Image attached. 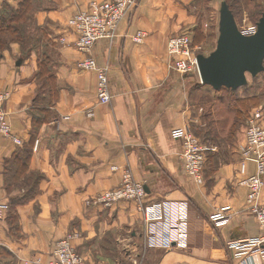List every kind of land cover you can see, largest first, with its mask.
Listing matches in <instances>:
<instances>
[{
	"label": "crops",
	"instance_id": "0c3cea01",
	"mask_svg": "<svg viewBox=\"0 0 264 264\" xmlns=\"http://www.w3.org/2000/svg\"><path fill=\"white\" fill-rule=\"evenodd\" d=\"M3 1L16 5L19 0ZM90 1L41 0L35 12L36 23L60 43L55 73L61 89L53 107L55 117L41 123L33 138L30 114L37 90V54L21 58V48L14 43L0 59V92L9 91L5 108L11 131L21 140L16 144L0 135V204L5 205L0 246L15 255L17 264L34 256L46 262L56 240L78 232L73 241L77 249L91 259L93 251L98 253L94 252L93 264H240L227 241L256 236L260 229L245 205L246 188L235 181L236 161L219 166L203 185L197 184L183 171L181 142L170 133L184 125L191 130L203 126L206 116L197 115L200 106L194 100L199 93L214 91L197 74L173 68L167 53L172 34L185 31L192 36L188 26L194 25L195 16L188 8L194 0H137L115 35L94 44L91 56L108 67V103L98 101L95 72L76 66L85 55L64 34L67 19L86 10ZM139 31L145 35L136 42ZM61 36L66 43L55 40ZM24 146L30 147L31 155L21 180L34 173L43 177L33 196L16 207L19 237H12L6 222L9 198L23 188L7 193L3 163ZM125 167L145 184L147 201L182 204L178 211L184 209L187 216L182 243L146 248L142 214L132 203L85 205L87 198L116 187ZM225 204L233 217L214 226L208 215ZM103 233L113 236L114 246L89 245L93 236L101 238Z\"/></svg>",
	"mask_w": 264,
	"mask_h": 264
},
{
	"label": "built area",
	"instance_id": "2783aa9c",
	"mask_svg": "<svg viewBox=\"0 0 264 264\" xmlns=\"http://www.w3.org/2000/svg\"><path fill=\"white\" fill-rule=\"evenodd\" d=\"M136 3L137 0H92L86 10L76 12L67 19L64 34H69L72 37L70 42L73 47L85 55L76 62V66L81 70L95 72L96 96L100 103H108L111 99L108 67L99 65L90 51L98 40L112 38L115 35L118 24ZM255 29L256 26L248 31H241L244 34H252ZM144 35L142 31L137 32L134 41L138 42ZM55 40L66 43L65 36L56 37ZM167 53L173 68L182 73L190 72L198 75L197 53L187 33L172 34L167 40ZM8 97V90L0 92V135L7 136L16 144H20L21 140L11 131L8 113L5 110ZM87 114L91 116L93 113L89 110ZM170 133L174 139L181 142L182 150L179 159L183 171L194 182L203 185L206 155L214 147L206 145L187 125L173 128ZM33 148H36V144ZM237 149L239 162L235 171V181L237 185L244 186L247 190L245 205L257 220L260 233L256 236L229 240L226 245L234 256L240 257V264H261L264 261V202L261 201L264 190L263 108H256L249 112ZM250 163L251 171H249ZM146 196L145 184L137 180L131 170L125 167L121 170V181L116 187L87 198L85 205L108 208L119 202L132 203L142 214L146 227L144 242L146 248H169L178 241L182 243L186 236L187 223L184 209L178 211V205L182 204L169 200L150 202L147 201ZM3 209L5 205L0 204V216ZM232 217L233 210L227 204L215 207L208 215V219L214 226L225 225ZM78 236V232H71L56 240L48 253L46 262L42 261L40 256H34L23 260L21 264H91L73 243Z\"/></svg>",
	"mask_w": 264,
	"mask_h": 264
},
{
	"label": "trees",
	"instance_id": "16d2710c",
	"mask_svg": "<svg viewBox=\"0 0 264 264\" xmlns=\"http://www.w3.org/2000/svg\"><path fill=\"white\" fill-rule=\"evenodd\" d=\"M226 2L233 15L235 7H240L241 3H252L254 6H257L255 0H226ZM257 8L259 9L257 17H259L263 11V6L261 7V5H258ZM38 9L39 5H36V3L34 4L33 0H19L16 5L3 0L0 1V59L3 57L4 51L9 50L14 43H17L21 48V58L28 57L33 51L37 54V71L34 75L37 90L30 114L32 127L34 129L32 138L34 132L41 123L49 121V119L55 117L53 107L58 99L59 90L61 89V86L56 79V65L52 62L50 57L46 55V52L41 50L42 46H44L43 44L47 43L49 38L53 39V37L49 35L46 28L39 26L36 23L35 12ZM38 32H40V34H38ZM194 37L196 38V35L193 36V40L195 39ZM243 87L246 88L247 86ZM221 91L226 92L230 98L221 94ZM213 92L214 94L212 97L214 99V104L216 103L215 107H217L213 118L207 120L203 126L193 128L192 131L199 136L204 143H208V146L211 145L210 147L215 146L218 151L223 148L222 144H224V142L230 147L235 143L232 142L230 138L231 132L228 133L229 136L224 135L231 111H233L237 117L242 109L244 110L248 108L249 103H255L256 95L252 93L239 96L237 90L235 91L227 88H221L219 90H214ZM260 93L264 94V88ZM231 97H233V100H231ZM224 100L227 103V107L223 106ZM220 103L223 104V109L218 107ZM231 105L236 106V108L234 107L231 110ZM209 114H211V112ZM224 147H226V145H224ZM217 151L207 152L204 176L205 171L207 173H213L219 166L232 161L231 159L229 160L227 152L222 154ZM30 155V147L24 146L15 151L11 158L5 159L3 163V185L7 193L10 194L12 191V181H15V183L18 184V187L16 188H23L22 193L9 198V209L6 216V222L8 225V233L12 237H19V221L16 207L25 203L33 196L38 181L43 177L40 174L34 173L25 180H21L26 174ZM234 156H236L235 161L238 163V149L235 151ZM19 183H24V185H20Z\"/></svg>",
	"mask_w": 264,
	"mask_h": 264
},
{
	"label": "rangeland",
	"instance_id": "374dc122",
	"mask_svg": "<svg viewBox=\"0 0 264 264\" xmlns=\"http://www.w3.org/2000/svg\"><path fill=\"white\" fill-rule=\"evenodd\" d=\"M34 4L39 5L41 0H33ZM221 0H194L191 2V7H189V12H191L190 15L195 16V23L193 26H188L191 30H194L191 32L192 36H190L187 32L182 31L179 33H187L190 38L193 40V36L196 35V38L193 40L192 45L195 47L194 51L196 53H202L204 55L209 54L214 47H215V42L217 39L218 35V19H219V6H220ZM255 4L263 6L264 10V0H255ZM239 5V3H238ZM257 6H254L252 3H247V4H242L239 7H235L234 11V18L236 21V24L239 28V30L243 31H248L254 26H256V22L258 21L259 17H257L259 9ZM30 24V23H27ZM40 34V32H38ZM51 36V35H50ZM47 39V38H46ZM57 41V40H56ZM60 43L55 42L53 39L47 40V43L43 44L41 50H44L46 52V55L50 57L52 62L57 65L59 62V52H58V46ZM247 84L245 87H240L237 89V94L239 96H244L248 94H255L256 95V101L255 103H249V106L247 109H242L241 112L238 113V116L236 117L234 112L231 111V114L229 116V121L228 124L225 127V136H229L228 133L231 132V140L232 142H235L231 147L227 145L226 142L222 144V149L218 150V153H224L227 152L229 155V160L231 159V162H235L236 156H234L235 151L237 150V147L242 139L243 132H244V127H245V120L246 117L248 116L249 112H252L253 109L256 108H263L264 109V94L260 93L261 90L264 88V71L260 72L258 75L255 77L248 76L247 79ZM236 91V90H235ZM222 92V93H221ZM221 94H224L225 96H228V94L224 91H221ZM212 94L214 92L209 93V94H198L194 100V102L199 105L200 108L197 110V115H204L206 116V120H210L213 118V115L215 114V111L217 110V107H215L216 103L214 104V99L212 97ZM230 98V96H228ZM231 100H233V97H231ZM219 104V108L223 109L227 107V103L224 100V105ZM198 106V107H199ZM236 108V106L231 105V110L232 108ZM256 107V108H254ZM6 110V108H5ZM211 112V114H209ZM213 112V113H212ZM225 114V113H224ZM194 133V132H193ZM195 134V133H194ZM196 135V134H195ZM227 138V137H226ZM201 139V138H200ZM219 140V139H218ZM229 141V140H228ZM230 142V141H229ZM208 145V143H206ZM226 145V147H224ZM211 146V145H209ZM215 147V146H213ZM237 164V163H236ZM237 168V165H236ZM212 173H207L205 171V176H204V181L209 180L210 176ZM20 185H24V183H19ZM12 191L16 192L18 190V184L15 183V181H12L11 183ZM91 241L89 242V245L95 246L101 244L108 245L110 244L111 246H114V241H113V236L110 235L109 233H103L101 235V238L99 236H93ZM103 245V246H104ZM96 251H93L92 259L81 252L83 255H85L91 264L92 260L93 262L95 261L94 258L96 254ZM112 257H114V253L111 254ZM17 264L16 263V258L15 255L9 251L8 248L4 246H0V264ZM107 264V263H104Z\"/></svg>",
	"mask_w": 264,
	"mask_h": 264
},
{
	"label": "water",
	"instance_id": "95a60500",
	"mask_svg": "<svg viewBox=\"0 0 264 264\" xmlns=\"http://www.w3.org/2000/svg\"><path fill=\"white\" fill-rule=\"evenodd\" d=\"M218 35L209 54H196L198 77L214 90H237L264 71V10L252 34L239 30L226 0L219 6Z\"/></svg>",
	"mask_w": 264,
	"mask_h": 264
}]
</instances>
